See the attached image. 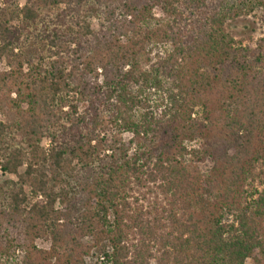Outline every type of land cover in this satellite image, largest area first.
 <instances>
[{
    "label": "trees",
    "instance_id": "16d2710c",
    "mask_svg": "<svg viewBox=\"0 0 264 264\" xmlns=\"http://www.w3.org/2000/svg\"><path fill=\"white\" fill-rule=\"evenodd\" d=\"M256 11L264 25V0H0V167L18 178L0 183V264H150L157 231L133 237L122 207L150 168L181 210L159 264H264V38L229 31Z\"/></svg>",
    "mask_w": 264,
    "mask_h": 264
},
{
    "label": "rangeland",
    "instance_id": "374dc122",
    "mask_svg": "<svg viewBox=\"0 0 264 264\" xmlns=\"http://www.w3.org/2000/svg\"><path fill=\"white\" fill-rule=\"evenodd\" d=\"M23 5V2H21ZM154 16L156 19L162 18V13L159 8L154 10ZM92 28L97 29V23L94 20L89 21ZM229 31L234 36L237 45H242L250 48H254L256 46V42L261 38H264V25L261 21V12L256 11L254 14L250 16L241 17L235 21L230 22ZM166 52L165 48L155 47L153 48V53L150 56V59L153 62L157 59L158 56H163ZM141 62L144 70H148L150 68V64L146 62L145 59L141 58ZM0 67L5 69L4 64L0 63ZM161 96L159 93L152 95V103L160 106ZM158 113H162L164 107L161 106L159 108ZM4 116L0 113V121H4ZM109 133V132H108ZM132 135L130 133H125L123 138L125 142H129ZM42 147L45 151H49L50 142L48 140H43ZM26 169V165L22 167L19 171L20 174H23ZM201 169L203 172H207L210 169V164L202 165ZM151 172V168L146 172V174L141 178V180H131L129 186L124 195V199L122 201L123 208L127 211L129 217L132 219H126L125 223L129 227V230H132L133 237L136 238L137 232L133 225L134 223L141 222V224L146 227L154 228L157 231L158 242L153 245L152 253L149 256L150 264H159V259L162 257L164 250L162 249L163 242L167 241V234L170 232L169 229V219L172 214V209L177 213H181L180 208L173 207L171 204V194H166V192L161 188L163 180H158L155 184L148 180L149 173ZM18 181V178L14 175L4 174L1 171L0 167V183ZM263 178L258 176L257 181L255 183L256 187H260ZM30 190H27L29 194ZM30 202L34 203L37 201L36 198H33L29 195ZM137 221V222H136ZM164 237V240L162 239ZM137 239V238H136ZM36 246L39 249H49V243L45 240H37ZM162 249V250H161ZM16 264H25L24 256L21 252L16 253ZM88 264H100L99 260L96 257L89 258L87 260ZM248 264H254L252 260L248 261Z\"/></svg>",
    "mask_w": 264,
    "mask_h": 264
}]
</instances>
